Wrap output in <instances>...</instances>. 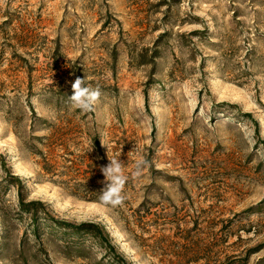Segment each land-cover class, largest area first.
Returning a JSON list of instances; mask_svg holds the SVG:
<instances>
[{
  "label": "rangeland",
  "instance_id": "obj_1",
  "mask_svg": "<svg viewBox=\"0 0 264 264\" xmlns=\"http://www.w3.org/2000/svg\"><path fill=\"white\" fill-rule=\"evenodd\" d=\"M0 264H264V0H0Z\"/></svg>",
  "mask_w": 264,
  "mask_h": 264
},
{
  "label": "clouds",
  "instance_id": "obj_2",
  "mask_svg": "<svg viewBox=\"0 0 264 264\" xmlns=\"http://www.w3.org/2000/svg\"><path fill=\"white\" fill-rule=\"evenodd\" d=\"M72 94L68 96V100L72 108L79 109L82 112H90L99 100L101 95L100 90L93 89L85 85L83 78L77 77L71 84ZM102 167L100 171L106 181L105 187L100 192V202L104 206L113 208L120 206L124 202V186L127 181V176L123 172V165L118 159L114 158ZM147 164V161L141 157L136 162L137 174Z\"/></svg>",
  "mask_w": 264,
  "mask_h": 264
},
{
  "label": "trees",
  "instance_id": "obj_3",
  "mask_svg": "<svg viewBox=\"0 0 264 264\" xmlns=\"http://www.w3.org/2000/svg\"><path fill=\"white\" fill-rule=\"evenodd\" d=\"M60 94H61V96L65 95V93H60ZM55 130H56V128L52 129V133H55ZM91 139H92V145L95 146L96 150H99L100 145H99L98 137L94 134L93 136H91ZM43 170L46 173H53V169H52L50 163H47V162L44 165ZM18 205H19L21 210L30 214V216L33 220L37 219V218H42L44 220L49 219L48 217L37 215L39 207H44V205L40 201H37V200L24 201L22 196L19 195ZM49 220L51 222H53V225H56V226L61 225L63 228L70 226L71 228H73V231H69V234H76L80 231H84V230L86 231L87 230L91 233L92 236H95V237L98 236L101 238V235H103V231H102L101 227L95 223L83 222V223H80L79 225H77L76 227H72L69 223H62L58 220H53V219H49ZM108 248H111V247L108 245Z\"/></svg>",
  "mask_w": 264,
  "mask_h": 264
}]
</instances>
